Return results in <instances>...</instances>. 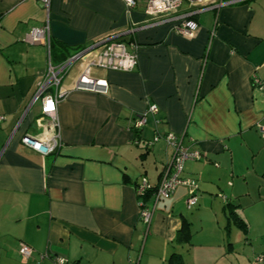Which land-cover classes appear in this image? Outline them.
<instances>
[{"label": "crops", "instance_id": "0c3cea01", "mask_svg": "<svg viewBox=\"0 0 264 264\" xmlns=\"http://www.w3.org/2000/svg\"><path fill=\"white\" fill-rule=\"evenodd\" d=\"M212 4L219 6L187 17L196 29L183 35L169 22L153 23L145 0L130 10L122 0H51L48 10L35 0H0V264H57V257L66 264H171L173 254L184 259L191 249L194 207L212 225L220 215L226 225V203L264 195L257 128L264 123V0ZM194 9L182 1L179 13ZM46 22L51 64L64 58L57 44L72 54L108 34L134 41L138 54L131 71L91 69L107 80L104 94L72 89L84 63L72 64L54 128L48 118L38 125L40 97L31 102L48 51L25 41ZM151 104L157 113H147L135 132L132 122ZM54 130L56 152L42 155L20 142ZM167 133L202 154L181 173L195 181L197 202L188 209L189 188L178 185L156 201L146 228L138 201L152 206L153 198L134 189L142 178L157 184L171 148L162 137L147 142ZM214 232L222 240L220 225ZM20 242L32 248L29 257L18 252ZM228 244L224 251H233Z\"/></svg>", "mask_w": 264, "mask_h": 264}, {"label": "built area", "instance_id": "2783aa9c", "mask_svg": "<svg viewBox=\"0 0 264 264\" xmlns=\"http://www.w3.org/2000/svg\"><path fill=\"white\" fill-rule=\"evenodd\" d=\"M41 2L46 10H48L51 0H35ZM127 9H132L137 0H122ZM182 1H186L190 7H197L189 14L179 13ZM213 0H145V14L148 15L153 23L169 22L172 28L183 34L192 35L196 29V22L188 19L189 15L198 11L215 8L219 5L212 6ZM212 4V5H211ZM211 5V6H210ZM25 41L31 44H42L46 46L48 51V68L45 76L37 83L36 90L31 99L34 102L38 97L41 100L42 117L38 120V125L41 126L46 118L49 119V124L54 128L56 126V108L57 102L66 94V90L60 87L63 77L69 67L76 62H83L84 66L78 73L72 89L88 90L96 93H106L108 90L107 80L97 78L91 75L93 67L104 70L116 71H131L135 68L138 61L137 45L134 41L129 43L124 42L117 34H108L97 39L91 44L77 50L68 56L63 62L56 65L50 62V35L49 27L46 22L40 27L31 28L25 35ZM253 82L260 86V80L253 76ZM29 105L25 108L24 116L29 111ZM158 107L155 104L149 105L147 111L139 114L132 122L131 128L139 130L146 123V114H156ZM45 118V119H44ZM3 116L0 115V120ZM258 130L262 138H264V123L258 125ZM15 128L12 131L15 132ZM160 137L164 139L166 145L171 148L169 160L165 163L160 172V177L155 185H151L142 178L135 185V194L137 197H144L150 193L152 195L153 204L149 206L144 200L138 201L139 218L145 224L146 228L151 222L154 206L157 200L167 197L173 193L175 188L180 185H186L189 188L186 197L187 208L192 207L197 202V185L191 178L182 177L183 164L186 160L201 159L202 154L198 151L189 150L182 144V138L176 137L173 133H167L163 136L156 135L152 140L148 141V145L158 140ZM23 146L39 152L42 155L56 152L60 147L59 132L51 131L42 136L23 135L20 138ZM18 252L29 257L32 253V248L24 242H20ZM57 264H66V262L57 257L54 259Z\"/></svg>", "mask_w": 264, "mask_h": 264}, {"label": "rangeland", "instance_id": "374dc122", "mask_svg": "<svg viewBox=\"0 0 264 264\" xmlns=\"http://www.w3.org/2000/svg\"><path fill=\"white\" fill-rule=\"evenodd\" d=\"M261 191V190H260ZM253 197V198H252ZM260 203V204H259ZM234 210L247 223L248 231L244 233L240 228L231 225L229 231L225 229L223 216H219V224L212 225L210 215L203 211L200 215L196 213V204L193 206L190 214L194 216V225L192 226V246L184 260L186 264H253L255 254L264 252V195L257 194L243 196L240 203L236 202ZM198 210V209H197ZM203 225V227L201 226ZM218 225L222 228V240L220 236L214 241L216 228ZM196 231V232H195ZM215 234V235H214ZM228 243L234 246L233 251H224ZM255 249V250H254Z\"/></svg>", "mask_w": 264, "mask_h": 264}, {"label": "trees", "instance_id": "16d2710c", "mask_svg": "<svg viewBox=\"0 0 264 264\" xmlns=\"http://www.w3.org/2000/svg\"><path fill=\"white\" fill-rule=\"evenodd\" d=\"M50 49H51V45H50ZM55 49L60 54H63V57H64L62 60H60L56 64L63 62L71 54V53H69L68 48L65 47L64 45H61V44H57L54 48V51H55ZM50 55H51V50H50ZM135 132H136V130H135ZM182 171H183V169H182ZM196 195H197V192H196ZM192 207H190V208H192ZM236 207L237 206L235 204H232V203H226L224 205V212H226V219H227V223H226V225H224V227L226 230L229 231L230 226L233 224V225L237 226L238 228H240L244 233H247V231H248L247 223L234 210V208H236ZM190 208H188V209H190ZM171 257H173L171 264H184V259H183L181 254L176 253V254H173ZM253 258H254V260L251 263H253V264H264V252L256 253L255 257H253Z\"/></svg>", "mask_w": 264, "mask_h": 264}]
</instances>
